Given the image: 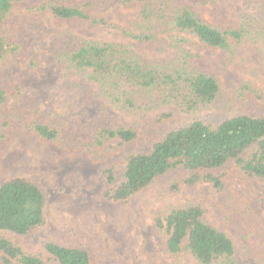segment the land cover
<instances>
[{"label": "rangeland", "instance_id": "1", "mask_svg": "<svg viewBox=\"0 0 264 264\" xmlns=\"http://www.w3.org/2000/svg\"><path fill=\"white\" fill-rule=\"evenodd\" d=\"M48 1L82 5L94 0H23L1 25L23 49L11 65L0 64V87H19L21 92L19 101L10 99L0 107V116L9 117L0 119V133L6 136L0 143V184L21 174L39 183L48 195L45 225L29 236L9 237L31 254H45L48 241L82 246L89 250L92 264H200L187 251L178 260L167 255L166 237L154 225L156 213L190 201L201 203L206 220L233 240L240 264H264V180L230 176L224 178L223 191L211 183H197L173 192L171 182L183 174L173 172L130 201L114 202L104 197L106 183L101 175L104 167L120 163L128 154L147 152L155 141L192 118L217 121L264 114V33L256 40L233 44L231 51L205 46L195 36L177 32L161 34L159 44L139 43L122 32V28L135 29L136 7L118 4L93 12L118 26L111 27L31 10ZM178 1L221 28L239 27L247 13L264 18L262 0ZM171 34L185 35L194 66L218 79L221 96L214 108L188 114L159 105L146 112H127L113 106L97 83L56 56L77 38L125 43L144 58L170 59L176 49L162 43L172 40ZM246 84L258 96L247 91L241 97L239 90ZM17 106L25 108L19 116ZM167 113L172 117H161ZM35 122L56 128L60 139L49 141L38 135L31 128ZM119 125H134L139 139L123 143L113 138L90 147L96 127Z\"/></svg>", "mask_w": 264, "mask_h": 264}, {"label": "trees", "instance_id": "2", "mask_svg": "<svg viewBox=\"0 0 264 264\" xmlns=\"http://www.w3.org/2000/svg\"><path fill=\"white\" fill-rule=\"evenodd\" d=\"M21 1L0 0V64L4 66L11 65L23 49L20 42L11 39L1 28ZM118 4L138 8L135 29L122 28V32L139 43L159 44L161 34L177 32L195 36L205 46L231 51L233 44L256 40L264 33V18L258 14H244L239 27L221 28L204 21L190 5L178 0H94L82 5L48 1L31 10L36 14L50 11L65 20L80 19L118 27L93 14ZM170 39L162 43L176 49L170 59L144 58L125 43L77 38L56 51V56L69 69L97 83L100 93L113 106L127 112H146L159 105L174 106L188 114L214 108L221 96L218 79L194 66L192 54L185 47L189 41L185 35L171 34ZM247 91L258 96L246 84L239 90L241 97ZM20 94L19 87H0V107L10 99L19 101ZM24 110V106H17V116ZM5 117L9 119L4 115L0 119ZM8 119L4 125L10 123ZM31 128L46 140L60 139L58 130L51 125L35 122ZM139 133L134 125L98 126L89 145L93 148L113 138L123 143L133 142L139 139ZM5 139L0 133V143ZM173 172L183 173L171 182L173 192L182 185L197 183H211L223 191L224 178L230 176L264 180V114L237 115L217 121L190 119L155 141L147 152L128 154L120 163L104 167L101 172L106 183L104 197L128 202ZM47 204L48 195L41 185L24 175L15 174L0 184V264H92L89 250L82 246L48 241L45 257L24 251L9 237V234L29 236L45 225ZM205 212L201 203L187 201L155 214L154 225L166 237V254L178 260L180 253L187 251L200 264H240L233 240L210 224Z\"/></svg>", "mask_w": 264, "mask_h": 264}]
</instances>
